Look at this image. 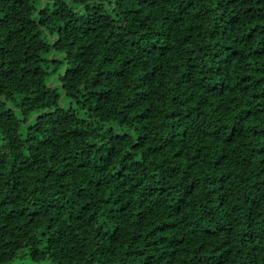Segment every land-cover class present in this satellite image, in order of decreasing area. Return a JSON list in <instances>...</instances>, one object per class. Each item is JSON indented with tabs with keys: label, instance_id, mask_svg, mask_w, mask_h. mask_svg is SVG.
<instances>
[{
	"label": "trees",
	"instance_id": "obj_1",
	"mask_svg": "<svg viewBox=\"0 0 264 264\" xmlns=\"http://www.w3.org/2000/svg\"><path fill=\"white\" fill-rule=\"evenodd\" d=\"M0 264H264V0H0Z\"/></svg>",
	"mask_w": 264,
	"mask_h": 264
}]
</instances>
